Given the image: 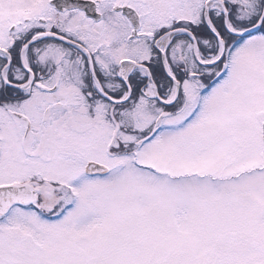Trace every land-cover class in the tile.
<instances>
[{"label":"snow or ice","instance_id":"1","mask_svg":"<svg viewBox=\"0 0 264 264\" xmlns=\"http://www.w3.org/2000/svg\"><path fill=\"white\" fill-rule=\"evenodd\" d=\"M0 264H264V0H0Z\"/></svg>","mask_w":264,"mask_h":264}]
</instances>
